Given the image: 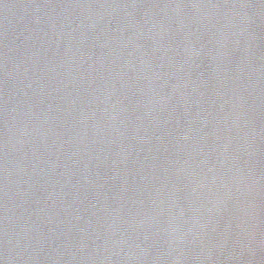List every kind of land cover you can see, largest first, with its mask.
Returning <instances> with one entry per match:
<instances>
[{
  "label": "water",
  "instance_id": "obj_1",
  "mask_svg": "<svg viewBox=\"0 0 264 264\" xmlns=\"http://www.w3.org/2000/svg\"><path fill=\"white\" fill-rule=\"evenodd\" d=\"M0 264H264V0H0Z\"/></svg>",
  "mask_w": 264,
  "mask_h": 264
}]
</instances>
